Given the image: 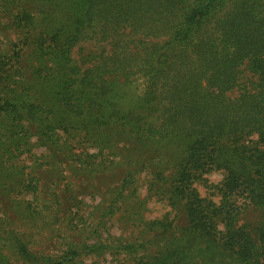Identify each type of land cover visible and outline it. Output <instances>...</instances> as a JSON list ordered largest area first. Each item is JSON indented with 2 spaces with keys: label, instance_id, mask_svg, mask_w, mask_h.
<instances>
[{
  "label": "trees",
  "instance_id": "trees-1",
  "mask_svg": "<svg viewBox=\"0 0 264 264\" xmlns=\"http://www.w3.org/2000/svg\"><path fill=\"white\" fill-rule=\"evenodd\" d=\"M0 30V264H264V0H0Z\"/></svg>",
  "mask_w": 264,
  "mask_h": 264
},
{
  "label": "rangeland",
  "instance_id": "rangeland-1",
  "mask_svg": "<svg viewBox=\"0 0 264 264\" xmlns=\"http://www.w3.org/2000/svg\"><path fill=\"white\" fill-rule=\"evenodd\" d=\"M4 35L7 36V33H4ZM10 35L13 36V34H11V33H10ZM0 37H3V33H2L1 30H0ZM2 44L3 45L6 44L5 40L2 42ZM139 87H140V83L127 84V83H123V81H118L114 85V89L121 94V99L119 100L120 106H122L123 108L131 107L137 100V97L139 95V91H138ZM35 153H36V151H35ZM14 163L15 164H20V165H23V164L30 165V160L26 159L25 156H16L14 158ZM40 179H41V177H40ZM206 179H207V185L217 184L218 182H220L221 176L218 175V174H214L213 173L211 175H207ZM48 180H49V177L45 175L43 177V180H41V186H42L43 183L46 184ZM199 190H200L202 195L208 194V192H209L207 190V188L203 187V185L199 186ZM140 192H141V195L145 194V186H143L141 188ZM96 202H97V200H96ZM85 203L87 205L95 204V202H92L89 198L85 199ZM2 207L5 208L7 206L2 205ZM166 212H167V208H166V206L163 203L157 202L155 200L149 202L147 217H149L151 219L152 218L155 219V218L161 217ZM256 215H257V213L254 210L249 211L247 216H246V219L248 221H252V220H254ZM113 233L118 234V232H115V231ZM44 235H47L48 238H52L53 239L52 232H51V230H49V228H46ZM49 243L50 242L44 243L43 247L41 249L43 251L48 249L50 247L48 245Z\"/></svg>",
  "mask_w": 264,
  "mask_h": 264
}]
</instances>
